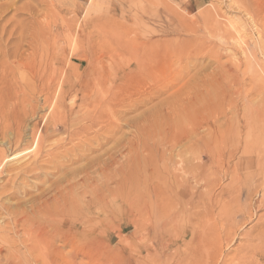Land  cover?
Returning <instances> with one entry per match:
<instances>
[{
    "label": "rangeland",
    "instance_id": "rangeland-1",
    "mask_svg": "<svg viewBox=\"0 0 264 264\" xmlns=\"http://www.w3.org/2000/svg\"><path fill=\"white\" fill-rule=\"evenodd\" d=\"M241 9L253 14L256 23L264 19L260 11L264 9V0H0V93L11 90L9 93L13 97L16 95L7 107L0 106V127L4 115L13 119L27 106V116L22 117L29 124L27 132L30 126L36 125L39 134L48 137L45 144L48 147L43 154L57 151L56 146L62 144L66 149H73V144L64 143L66 134L46 136V116L50 104L60 105L61 111L80 107L86 92L83 90L87 89L89 99L104 98L103 102L110 108L102 121L95 119L92 129L96 133L100 125L108 126L104 151L94 133L89 136L93 143L88 140L85 145L96 150L90 153L91 160L107 154L106 159L112 157L119 162L109 172L110 187L119 190L117 193L121 195L118 197L115 191L117 199L138 198L146 179L155 181L156 185L159 183L161 188L171 184L175 188L181 185L180 181L183 183L189 178L190 168L197 166L193 158L207 156L205 160L209 164L201 186L209 188H204L206 192L202 189L203 196L194 201L193 207L188 205L185 214L181 213L179 225L170 226L177 250L163 255L158 251L159 263L174 264L175 259L182 258L185 264H264V208L259 206L264 195V177H253L264 172V154L258 150H264V137L245 128V118L251 119L249 125H255L251 112L264 103V96L254 93L246 100L241 97L247 93L246 88L232 89L233 96L241 99L233 97L235 105L223 108L230 113L237 111L236 121L233 115L226 120L215 115L202 118L199 123L205 127L196 137L189 126L197 121L192 119L189 86L185 85L189 79L185 70L187 41L194 38L188 29L191 24L196 27L203 46L207 43L205 48L222 54V63H235L236 57L239 58L237 63L243 62L244 56L239 49L242 42L236 44L237 35L226 32L235 22L247 25L250 19ZM212 25L217 27L216 36L209 35L208 28ZM246 25L249 47L243 45V48L248 49L246 55L253 61V67L241 80L264 81V54L255 48L253 31ZM153 42L158 44L154 53L144 44ZM148 56H153L155 64L139 65L140 58ZM23 61L25 64L27 61L25 67ZM206 61L211 67L212 59L205 60V67L208 66ZM241 70L246 68L241 67ZM175 78L186 80L173 84ZM206 87L204 102L206 110L211 111L219 105L220 99L216 89ZM153 88L154 93L159 91L162 95L156 92L153 96ZM62 91L66 94L60 99ZM149 97L151 102H148ZM48 98L50 104L46 102ZM100 110L91 107L88 111L99 113ZM32 111H36L35 114ZM82 116L77 113L74 116L79 126L88 123ZM110 124L117 129L121 126L119 130L109 129ZM225 128H233L234 132L221 133L227 130ZM200 139L206 145L194 148ZM0 145L2 148L1 140ZM63 147L60 149L64 150ZM207 150L213 153L208 155ZM34 155V152H27L14 159L13 155L9 165L32 161ZM259 156L263 159L261 166L256 161ZM6 182L7 176L3 174L0 184L3 186ZM180 197L171 198L172 207L167 209H171V214L178 212ZM117 202L110 204L109 211L114 216L111 225L98 235L100 247H96L91 259L80 257L76 264H128V260L130 264L140 263L141 256L134 249L141 243L142 233L130 223L139 217L122 200ZM192 228L199 234L195 243L191 241ZM184 238L186 242H177ZM157 241L155 246L159 248L161 241ZM211 256L215 260H211ZM145 257L146 262L151 263L146 254Z\"/></svg>",
    "mask_w": 264,
    "mask_h": 264
},
{
    "label": "bare ground",
    "instance_id": "bare-ground-1",
    "mask_svg": "<svg viewBox=\"0 0 264 264\" xmlns=\"http://www.w3.org/2000/svg\"><path fill=\"white\" fill-rule=\"evenodd\" d=\"M241 10H243L245 15L250 19L247 25L248 27L250 26L251 28H249L253 31L252 35L255 39V48L264 54V19H262L260 23H256L253 14L248 10ZM260 11L264 14V9H260ZM245 25L246 24L244 23L235 22L230 28H228V30H226L227 34L232 33L237 35L240 41L234 40L236 44L242 42L239 49L242 53H240L241 56H244L242 63H240V60L238 61L239 63H237L239 58L235 56L236 61H233L235 63L230 65L221 62L222 54L219 51L211 52L209 48H205L208 46L207 43L206 46H203V43H201V40L197 37L195 31L196 27L192 24L188 26L189 32L193 34L194 38L187 41L188 49L186 50L187 54H185L187 65L185 70L187 71V79L188 77L189 79L185 85L187 84L189 86L188 92L189 96H191L189 104L191 106V112L194 114L192 119L194 122L197 121V123L190 124L189 126L193 135L196 137L200 136L199 131H201L203 127L202 124L199 123L202 118L205 120L206 118H209V116L215 115L217 118L226 120L229 115H233L234 121H236L235 115H238V113H236L237 111L235 113H230L228 112L229 109L227 111L226 108V110L223 108L226 105H235L234 102L236 101H234L233 97L236 95L233 96L235 91L232 93V89L239 86L246 88L244 90L245 92L248 90L247 93L241 96L244 99H248L250 96L255 95L254 93L260 94L258 96H264V81L253 82L250 80L251 82H249L248 80L247 82L241 80V77H245L250 73V69L253 67V61L247 57L248 54L246 55L248 49H245V51V47L243 46L247 45L246 40L248 38ZM216 28L214 25H212L211 28H208L210 36H216L218 32ZM232 30L234 32H232ZM218 36L220 37L222 35L220 34ZM144 44H147L146 47L151 50L152 53H154V49H156V46L158 45L155 42ZM247 46L249 47V45ZM227 49L228 48H226V50ZM208 58L209 60L212 59L213 64L210 63L211 67L207 61L208 66L205 67L204 65L205 60ZM253 59L260 67L261 64H259L257 58L253 56ZM152 63L155 64L153 56L141 57L139 60V65L142 66ZM26 65L27 61L26 64L23 61L22 66L25 67ZM82 66L83 65H80L81 68ZM74 67L77 69V66L74 65ZM241 67H245L246 70L242 72ZM185 75L183 77H185ZM56 78L58 77L56 76ZM183 79L181 80L183 81ZM181 80L175 78L173 84L179 83ZM89 83H91V81H88V84ZM206 86L216 89L217 98L220 99V101H223L222 103L217 101L219 105H217L216 108L214 106L215 109L211 111L206 110L207 103L204 102ZM7 89H10V87ZM12 90L14 89L12 88ZM9 91L4 94L3 91L0 93V106L4 108L5 106L7 107V104L9 105L16 96L15 92V96L13 97ZM65 92L66 91H62L60 99L63 98L62 95L66 94ZM83 92H85L82 95L84 101L81 103V106L78 108L69 107L71 110L61 111V109H59L60 105L50 104L49 98L46 100L50 106L48 108L49 114L46 116L45 134L46 136L54 135L56 133L66 134L67 138L64 143H71L75 146L71 149L69 145L68 147L71 150H67L69 148L66 149L65 144H62L64 147L62 145L56 146L58 147L57 151H45L46 154H43V150L48 147L45 146L48 142V137L43 136L41 133L39 134L36 125L30 126V130L27 132L29 124H27V120L22 118L25 115L27 116V106L23 110L20 109L21 113H19V110L17 117H13V119L7 114L4 115V122L0 127V140L2 143V148L0 145V179L3 174H6L7 182L3 186L1 185L2 183L0 184V264H76L77 259L80 257L85 256L90 258L96 253V247H100V241L98 240L99 233L102 231L104 232L106 227L111 225L113 220V213L109 211V208L111 207L110 204L117 202L119 199L120 201L122 200L123 204L125 203L126 206H128V209L133 211L139 217V220L130 222L134 226H137L142 233V241L136 246V249H134V251L141 256L139 259L140 263L138 264H169V261L165 263L158 262V251H161V255L167 252L172 253L173 249H175L176 252L177 248L173 243L175 239L170 235V226L172 225L174 227L176 224L179 225L181 213L185 214L187 211L186 207L188 205H194V201L203 196L204 193L202 192V189L209 188L207 185L201 186V182L204 181L205 171L209 164V161L206 162L205 160L207 156H193V160L198 163V168L197 166L190 168L189 178L184 179L183 183L180 181L181 185H178L175 188L172 184L165 188H161L159 183L156 185L154 183L155 181L146 179L143 180L141 186L144 187L142 189L140 188L141 195L138 198H130L128 200L121 198L117 199L114 195H116L115 191L117 193L119 190H114L110 187L109 181L111 182L112 178L109 172L113 166L117 165L119 162L117 163L112 157L106 159L107 154L95 157L99 158L97 159L98 161L96 160L97 162L95 161V158H92L91 160L90 153L94 154L96 150L94 151L92 146L93 149L90 148L89 144H87L89 147L85 145V142L88 140L89 143H93V140H91L89 136L94 133L92 129L95 126L93 125L94 122L97 121L95 119L100 118L99 120L102 121L106 115V110L109 111L110 108H108L107 102H103L104 98H95L91 100L89 99L90 96L88 97L87 89H84ZM156 92L154 93L153 88V96H155ZM160 93L161 92L158 91L157 95ZM161 95L162 94L159 96ZM148 96L149 95H147V97ZM240 99L241 98H236V100ZM185 100H187V96ZM149 101L150 97L148 102ZM91 107H94L95 109L100 108L101 110L99 113H93L88 111ZM35 112L33 114H35ZM76 113L82 114V120L87 121L88 123L84 124V126H79L74 118ZM251 115L255 125H249L248 120L251 119L245 118L246 131L259 133L260 136L264 137V103L258 105V107L251 112ZM105 122L107 123V121ZM116 125L117 124H113V126ZM100 126L99 130L95 131L94 138L97 139V142L99 143L98 145L102 149L104 147L103 145L106 146V142L108 141V137L105 135L106 132H108V126H106V124V127L102 125ZM119 126H117L118 129L116 127L114 128L119 130ZM233 128H225L227 130H222L221 133L226 134L234 132ZM246 135L248 134L246 133ZM76 141L79 142L78 145H76ZM80 145H83L82 149L80 148ZM197 145L205 146L206 144L200 139L196 146L193 147L197 148ZM85 146L89 149H86ZM62 147L65 149L61 150ZM53 148L55 149V147ZM102 150L104 151V149ZM258 150H260L259 153L264 154V150L260 148ZM27 152L35 153V157L32 161L29 159L24 162L19 161L18 164L15 163L16 165H9V160L12 159L10 158L11 156L15 155L13 157L14 159ZM207 153L208 155H211L213 151L207 150ZM256 161L260 166L263 164L261 156H259ZM84 162L87 163L84 164ZM118 173H121L120 170ZM262 175L264 177V172L262 174L256 173L253 177L261 178ZM123 178L122 174V180ZM175 179V181H177L179 176L176 175ZM138 186H136L137 189L141 187ZM133 190L135 189L133 188ZM117 196L119 197L121 195L117 193ZM175 196H181L179 199L180 202L178 203L179 210L178 212H172L171 214V209H167L172 207V202L170 203V201L171 198L174 199ZM112 197L113 199H111ZM204 201L205 200H203V203ZM259 206L264 208V195H262ZM2 224L3 226H1ZM191 231H193L192 234L190 233L192 238L191 241L195 243L199 240V234H197V232L195 234L193 228ZM120 236L121 234L118 237ZM185 239L186 238L179 239L177 242L184 243L186 242ZM157 240L161 241V246L159 248H157L158 245L155 246ZM148 243L150 245H148ZM67 250L68 252H66ZM144 254L151 259V263L146 262V257L143 258ZM211 260H215L214 257L211 256ZM128 264H130V260H128ZM174 264H185V259L177 258L174 260Z\"/></svg>",
    "mask_w": 264,
    "mask_h": 264
}]
</instances>
